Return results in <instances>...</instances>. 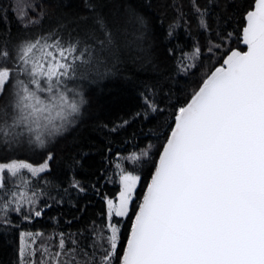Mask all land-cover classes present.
Instances as JSON below:
<instances>
[{
  "label": "snow or ice",
  "instance_id": "obj_1",
  "mask_svg": "<svg viewBox=\"0 0 264 264\" xmlns=\"http://www.w3.org/2000/svg\"><path fill=\"white\" fill-rule=\"evenodd\" d=\"M22 5L24 0H13L21 26L38 24L43 11L26 18ZM192 5L199 27L210 31L208 8L196 0ZM30 7L35 11L34 3ZM87 7L92 24L83 37L54 31L11 46L0 41V151L45 149L75 125L85 101L69 82L79 65L103 64L106 58L115 63L121 47L142 51L134 44L143 39L142 16L128 9L134 40H120L128 31L120 20L96 12L91 3ZM244 20L247 50L226 51L220 66L176 110L122 255L117 257L120 226L112 221L128 217L140 181L123 169L122 191L118 202L107 200L105 224L93 222L89 238L83 232L23 233L20 264H264V0H254ZM222 47L209 40L206 51ZM200 55L197 46L183 70L195 67ZM141 99L149 111H160L151 96ZM52 159L48 152L39 165L0 161V223H11L10 212H26L25 220L43 215L33 180L50 170ZM71 187L84 191L78 181Z\"/></svg>",
  "mask_w": 264,
  "mask_h": 264
},
{
  "label": "trees",
  "instance_id": "obj_2",
  "mask_svg": "<svg viewBox=\"0 0 264 264\" xmlns=\"http://www.w3.org/2000/svg\"><path fill=\"white\" fill-rule=\"evenodd\" d=\"M33 3L35 11L30 7ZM88 3L109 19L117 17L121 27L128 29L118 37L120 40H134L136 25L127 23L128 9L142 16L146 24L143 39L134 41L142 51L121 47L115 63L106 58L103 64L79 65L77 78L69 82V87L82 92L85 101L75 125L45 149L0 151V161L15 158L32 164L42 163L48 152L53 155L50 170L38 182L33 180L43 215L25 220L26 212H10L11 223H0V264H20L23 233L83 232L84 238H89L93 222L96 226L106 222L107 200L120 191L121 167L140 176L128 217H113V223L120 226L117 257L122 255L133 212L174 125L176 110L190 100L205 75L222 62L226 51L245 49L241 43L244 15L254 0H196L200 8L209 10L208 32L199 27L192 0H24L26 18H37V13L43 11L39 23L27 29L14 15L13 0H0L6 10L0 13V41L11 46L18 40L54 31L65 38L69 32L83 37L92 24ZM209 40L223 47L209 53ZM197 46L201 55L194 61L195 67L184 71L182 65L190 62L188 57ZM142 94L151 96L160 111L146 109ZM133 154L140 158H130ZM75 181L83 192L71 187Z\"/></svg>",
  "mask_w": 264,
  "mask_h": 264
},
{
  "label": "rangeland",
  "instance_id": "obj_3",
  "mask_svg": "<svg viewBox=\"0 0 264 264\" xmlns=\"http://www.w3.org/2000/svg\"><path fill=\"white\" fill-rule=\"evenodd\" d=\"M33 165H39V164H33ZM121 169H122V167L119 169V175L121 174ZM124 171H125V172H131V171H126V170H124ZM131 173H133L134 175H138V174H136V173H134V172H131ZM139 184H140V181L138 182V184H137V186H136V190H135V193H134L133 200H134V198H135V196H136V192H137V189H138V187H139ZM120 191H122V185H121ZM120 191H119V193H120ZM119 193L117 194V196H116L115 198H109V199H112L114 202H118ZM133 200H132V202H133ZM131 206H132V204H131ZM131 206H130V208H131ZM112 222H113V221H112Z\"/></svg>",
  "mask_w": 264,
  "mask_h": 264
},
{
  "label": "water",
  "instance_id": "obj_4",
  "mask_svg": "<svg viewBox=\"0 0 264 264\" xmlns=\"http://www.w3.org/2000/svg\"><path fill=\"white\" fill-rule=\"evenodd\" d=\"M241 43H242V40H241ZM242 45L245 46V49H244V50H242V49H240V48H238V47H235V48H233V49H238V50H240V51H246V50H247L246 45H244L243 43H242ZM233 49H232V50H233ZM218 66H220V64H219ZM218 66H216V67H218ZM214 69H215V68H214ZM214 69H213V70H214ZM200 86H201V85H200ZM189 101H190V100H189ZM189 101H188V102H189ZM185 105H186V104H185ZM173 127H174V125H173ZM165 143H166V142H165ZM162 149H163V148H162ZM161 153H162V150H161ZM161 153H160V154H161ZM159 156H160V155H159ZM158 160H159V157H158ZM158 160H157V163H158ZM154 171H155V170H154ZM153 174H154V172H153ZM153 174H152V175H153ZM150 182H151V179H150L149 183H150ZM149 183H148V184H149ZM147 186H148V185H147ZM146 190H147V187H146ZM146 190H145V193H146ZM145 193H144V194H145ZM141 201H142V200H141Z\"/></svg>",
  "mask_w": 264,
  "mask_h": 264
}]
</instances>
